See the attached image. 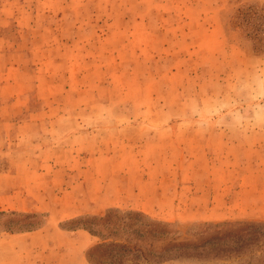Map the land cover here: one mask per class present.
<instances>
[{
  "label": "rangeland",
  "instance_id": "obj_1",
  "mask_svg": "<svg viewBox=\"0 0 264 264\" xmlns=\"http://www.w3.org/2000/svg\"><path fill=\"white\" fill-rule=\"evenodd\" d=\"M255 57H264V0H0V151L10 153L0 156V195L23 189V198L41 206L60 192L58 184L55 191L25 180L14 189L9 168L23 176L39 160L31 137L38 149L58 151L69 137H90L89 145L76 140V148L93 155L124 148L123 137L129 162L153 168V180L166 176L168 196L179 186L183 200L176 214L166 207L123 211L174 224L184 234L195 224L264 223V149L243 145L240 152L241 138L202 133L191 127L189 112V98L207 109L219 85ZM93 120L106 122L89 130L85 122ZM15 137L29 138L17 148ZM209 137L215 138L206 147ZM249 137H258L259 146L264 133ZM218 192L221 202L213 210ZM25 208L26 202L20 210L0 211V264H9L15 247L26 253L20 235L50 225V214ZM78 218L59 228L79 229Z\"/></svg>",
  "mask_w": 264,
  "mask_h": 264
},
{
  "label": "crops",
  "instance_id": "obj_2",
  "mask_svg": "<svg viewBox=\"0 0 264 264\" xmlns=\"http://www.w3.org/2000/svg\"><path fill=\"white\" fill-rule=\"evenodd\" d=\"M2 110L3 107L0 108V111ZM3 117L4 114H0V118ZM4 123L2 120L0 125ZM25 138L29 137H15L14 144L17 148H21L22 141ZM213 138L215 137L207 138L204 145L209 146L210 139L214 140ZM79 139H82L79 143L82 145H89L92 142L90 137H69V144L64 145L62 150L58 151L53 147L38 149L34 137H31L32 148H35V151L40 150L39 153H36V158L39 160L34 164L31 163L23 176L17 170H12L14 166L9 168V174L13 175V181L15 182L14 189H18L20 183L24 180V184L34 183L33 188L39 182L46 183L48 190L58 191L57 184L61 187L60 192L55 194L52 201L51 198L46 199L45 202H40L41 206L32 204L30 197L23 198L22 193H20L23 189L14 192V196L0 195V211L20 210L26 202L25 211L37 207L36 211L50 214V225L41 230L20 235L22 242L24 238L26 253L15 247L9 264H89L87 252L95 246L98 238L82 228L72 231L62 230L59 228L60 223L86 215H102L106 210L113 208H130L152 213L156 211L155 209L163 212L166 207L168 213L176 214L179 210L178 206L180 207L183 203V200L177 197L176 194L180 189L179 186L174 190L173 195L168 196V193H171V189H168L171 187L168 186H171V184H166V176H163L161 180H158V178L153 180L154 177L150 175L153 168L148 167L150 169L146 171L139 164L133 166L129 162L131 152L127 151L128 142L123 137H118V139L123 141L122 147L124 148L98 151L94 155V152H90L88 148L86 150L76 148L78 145L76 140ZM260 139L262 142L258 146L256 144L258 137L241 138L238 145L240 147L239 151L245 152L246 149L243 148V145H245L249 146L250 149L256 148L254 151L258 153L263 152L264 137H260ZM150 142L151 140H148L147 144H150ZM160 144H165L164 140ZM229 144H231L230 147L234 145L230 140ZM172 145L175 146V143ZM206 147L205 150L210 152ZM177 151L178 146L171 153L175 155ZM12 152L19 155L22 150H12ZM0 154H2L0 156H10L8 152L3 155V152L0 151ZM34 156L35 153L31 155V157ZM89 156L92 160H87ZM258 159V155L252 156L250 159L251 165H254L253 163H256ZM17 168L20 169L19 166ZM247 172L254 174L255 171L247 170ZM2 183H4V177L0 175V189L3 188ZM172 197H174V200H172ZM212 202V209L218 210L217 206L221 202L219 192L218 195H213ZM215 202H217V205H214ZM49 228L52 230L50 233ZM39 241L42 244L44 242V245L39 246ZM35 242H37V245ZM39 247L43 249L42 253L39 252ZM2 253L0 252V255Z\"/></svg>",
  "mask_w": 264,
  "mask_h": 264
},
{
  "label": "trees",
  "instance_id": "obj_3",
  "mask_svg": "<svg viewBox=\"0 0 264 264\" xmlns=\"http://www.w3.org/2000/svg\"><path fill=\"white\" fill-rule=\"evenodd\" d=\"M74 221L102 240L88 250L89 264H264V223L195 224L184 234L174 224L119 208Z\"/></svg>",
  "mask_w": 264,
  "mask_h": 264
},
{
  "label": "clouds",
  "instance_id": "obj_4",
  "mask_svg": "<svg viewBox=\"0 0 264 264\" xmlns=\"http://www.w3.org/2000/svg\"><path fill=\"white\" fill-rule=\"evenodd\" d=\"M214 103L204 108L189 98L191 127L202 133L216 130L236 138L264 133V57H255L246 71L219 85ZM106 121H86L89 130Z\"/></svg>",
  "mask_w": 264,
  "mask_h": 264
}]
</instances>
